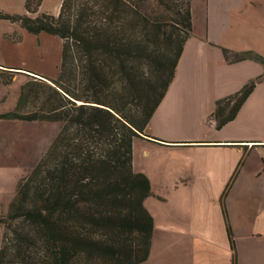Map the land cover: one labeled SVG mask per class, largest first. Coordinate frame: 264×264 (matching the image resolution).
<instances>
[{
	"label": "trees",
	"instance_id": "1",
	"mask_svg": "<svg viewBox=\"0 0 264 264\" xmlns=\"http://www.w3.org/2000/svg\"><path fill=\"white\" fill-rule=\"evenodd\" d=\"M150 1L63 0L57 16L29 15L42 0H26L25 14L0 10V19L17 22L28 33L63 41L58 75L48 79L45 91H31L28 82L20 88L19 102L27 94L42 95L43 109L20 114L16 107L0 114V119L62 123L35 168L18 180L10 212L0 216V224L10 228L2 236L0 264L147 260L154 222L144 200L151 188L148 178L133 170L132 141L144 133L164 97L193 31L192 0H154L173 13L169 31L149 9ZM126 4L130 11L123 14ZM223 54L228 63L252 60L264 67V57L253 51L223 49ZM263 77L216 102V129L236 116ZM13 221L19 228L11 227ZM29 226L37 239L26 231ZM38 239L40 251L34 248Z\"/></svg>",
	"mask_w": 264,
	"mask_h": 264
},
{
	"label": "crops",
	"instance_id": "2",
	"mask_svg": "<svg viewBox=\"0 0 264 264\" xmlns=\"http://www.w3.org/2000/svg\"><path fill=\"white\" fill-rule=\"evenodd\" d=\"M25 1L21 11H2L25 14ZM62 1L42 0L29 15L57 16ZM191 13L192 36L174 78L144 133L132 141L133 170L150 182L144 206L154 222L141 264H264V77L231 121L216 129L212 117L218 100L264 74L255 61L228 63L223 54L264 57V0H192ZM1 26L7 30H0V44L16 34L12 44L28 40L33 56L56 37L28 33L9 20L0 19ZM0 68L16 70L14 78L20 74L2 60Z\"/></svg>",
	"mask_w": 264,
	"mask_h": 264
},
{
	"label": "rangeland",
	"instance_id": "3",
	"mask_svg": "<svg viewBox=\"0 0 264 264\" xmlns=\"http://www.w3.org/2000/svg\"><path fill=\"white\" fill-rule=\"evenodd\" d=\"M1 2H6L0 5L1 11L17 12L23 9L21 0H5ZM148 5L154 16L163 18L164 29L169 31L170 24L173 22V13L168 11L166 7L157 4L154 0H151ZM122 11L123 14H126L130 11V6L128 4L122 6ZM125 19L126 21L127 19L129 20V16ZM5 25H8V22H5ZM2 28L7 30L3 26L0 27V30ZM153 30L154 33L157 32L156 29ZM18 37L14 34L13 37L7 38L6 43L0 44V60H2V63L20 67L18 68L20 74H17L15 78L14 73L17 72L16 70L8 72L12 73L11 76L0 68V114L14 111L16 107H18L17 112L20 114L42 110L45 96L34 94L28 96L27 94V97L19 102L20 88L28 82L31 91L40 90L43 92L45 91L44 86L49 85V80L55 79L59 72L61 49L60 51L56 49V43L59 46L61 45V48L63 43L59 37L51 36L54 37L52 46L48 43L38 46L36 56H33L30 52L32 46H30L28 40H24L22 44H19L20 46L12 44V42H15V38ZM144 39L147 40L144 45L148 46L150 43L145 34ZM34 40H36V36H32L31 44ZM7 42L12 45H8ZM24 69L45 75V80L47 81L35 82L34 78L28 75ZM9 77H11V82H7ZM114 88L118 92L121 91V85H116ZM128 107H130V104H128ZM61 127V122H26L17 119H0V216H5L10 212V205L15 197L18 180L25 177L35 168L42 156L50 148ZM33 206L34 203H27V207L31 208ZM11 227L19 228L18 221H13ZM7 231H10V228L0 224V246L2 236ZM26 231L36 239L38 238L35 230L30 228V226L26 227ZM42 244L43 242L38 239L34 248L40 251Z\"/></svg>",
	"mask_w": 264,
	"mask_h": 264
}]
</instances>
